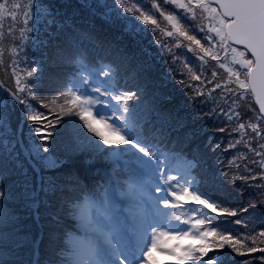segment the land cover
Returning a JSON list of instances; mask_svg holds the SVG:
<instances>
[{"label": "snow or ice", "instance_id": "6c2138e0", "mask_svg": "<svg viewBox=\"0 0 264 264\" xmlns=\"http://www.w3.org/2000/svg\"><path fill=\"white\" fill-rule=\"evenodd\" d=\"M78 2L81 8L88 10L93 16L100 15L118 32V40H125L127 37L125 43L117 49L123 53L126 60L136 55L125 51L131 44L133 48H139V54L151 61L154 54L150 51V44H144V39L149 31L155 35V28L159 27L158 21L152 15L136 7L135 4L130 7L125 6L126 0H112V3H109V0H78ZM29 3L31 4L32 0H29ZM171 3L178 9L184 10L185 14L190 13L193 18L197 15L195 10H201L203 22L199 25V30L204 32L206 43L202 44L195 35L185 31L180 19L172 14L165 16L173 29L167 33V36L172 37L177 34L190 42V51L204 54L200 56L201 60L211 57L217 63L223 59L231 65H239V70L234 67L228 68L229 79L236 85L235 88L229 87L226 82L217 83L209 90V94L223 88L225 98L235 97L231 101L233 104L237 99H243L246 93L255 96L259 111L251 119H255L257 123H240L232 131L243 132L250 129L247 147L259 158L252 163L261 169L258 175L264 180V144H258L260 150L253 147V142L257 138L264 140V127H261V123H264V0H171ZM11 7L18 9L21 6L13 4ZM77 14L78 11L73 12V15ZM9 15L16 20L17 13L11 11L5 0L0 3V18ZM59 15L61 13L42 7L37 0L32 4L31 10L24 13L25 25L31 24L32 27L20 29L23 42L36 45L38 39L36 25L40 20H44L46 30L53 24L56 25L58 32L71 28L76 35H68L66 39L69 45L75 46L79 43L77 37L82 34L72 23L71 16L59 21L57 20ZM149 26L155 27L149 28ZM12 31L13 29H9L10 33ZM155 43L159 45L161 41L156 40ZM191 45H195V48ZM108 51H112L111 44L108 45ZM247 53L251 54V59L247 58ZM33 63L39 64L38 61ZM140 67L146 74L152 68V64L141 63ZM220 67L224 68L225 64L221 63ZM81 69L88 75H79L69 81L71 87L66 92H59L54 94L52 99L45 98L40 101L44 108L50 109V114L52 109L60 107L61 111L56 115L54 122L43 113L34 114L36 109L31 102L40 95L39 82L43 78L41 67H31L21 75L14 65L12 72L15 76V90H8L7 96L0 91V147L7 148L12 145V151L15 152L16 144H13V140L17 133L20 136L17 144L26 141V159L31 160L30 167L37 179V185L33 188L35 195L31 197L28 207L36 210L37 219L40 215L38 211L41 203L40 192L45 195L58 189L67 192V188L61 187L55 176L46 175L47 172L59 170L68 163L69 157L85 153L89 154L84 160L86 165L94 163L97 159L110 165L104 175L100 176L109 187L100 207L95 210L91 204L84 205L80 194L86 191V187H80L79 178L69 182L75 184L76 189L64 201L62 212L63 216L72 217L79 227L68 233V243L59 247L58 251L64 256L59 264H165V261L157 258V254L168 256L175 261V264H225L232 252L239 256L260 253L258 256L246 259L245 264H264V248L258 249L255 246L257 243H264V226L258 232L253 227L243 238L216 231L217 223L229 217L234 218L235 225L247 227L248 221L240 217L246 215L249 208H255L257 203H264V200L219 208L218 205L210 202V196L200 191L199 186L188 179L190 170L198 167L199 162L183 161L180 167L184 171L179 175H170L172 169L166 163L168 157L164 156L157 145L141 131L142 125L136 114L139 90L123 91L110 84L105 87L107 80L114 75L112 69H109L108 73L103 72L102 69L91 71L84 65H81ZM191 71L189 69V72ZM100 75L106 77L104 83L96 79ZM216 75L217 73L213 72V77ZM191 80L200 81L195 87L191 84L187 85L199 96L204 95L200 89L212 83L195 73H192ZM96 84L99 86L93 87ZM60 99H63V105H58ZM71 113L78 115L83 124H73L63 146L64 154L58 155L55 144L49 141L54 140L53 131L55 124L61 123L60 117ZM213 114L223 116L229 122L239 118L231 108L228 112L221 108L219 113ZM14 120L17 126L12 129ZM24 124L28 125L27 133L21 128ZM183 126V123H178L175 127L179 130ZM218 131H227V126L221 127ZM6 133L11 139H5ZM190 139L191 134H188L186 140ZM241 142L237 141V143ZM227 147L233 148L235 145L229 143ZM18 159L19 155H17ZM195 159L194 156L193 160ZM233 163L235 160L229 161V164ZM99 171L98 169L97 172ZM248 171L251 173V168ZM222 174L226 179L228 178L226 171L222 170ZM144 175L151 177L152 187L159 194L155 197V203L162 205L163 209L157 207L156 215L152 219L139 218L136 214H132L133 221L129 223L128 217L118 208L122 203L121 196L143 189V182L129 184L126 191H117V187L123 188L122 177L140 178ZM246 179L255 181L257 175H249ZM91 193L96 195L94 189ZM185 196H190L196 205L203 207L193 208L190 203H182ZM186 207L196 218L191 221L181 220L179 214L170 211ZM100 208H103V211ZM212 213L217 215L213 216ZM57 222L59 223V219ZM182 225L187 230H184ZM166 228L169 230L165 231ZM190 235L199 243L183 244V239ZM209 237L213 239L209 240ZM245 240H250L251 244L245 245ZM173 241L175 243H172ZM245 246L246 253L241 252V247ZM229 248L231 252L228 251ZM52 264L56 262L53 261Z\"/></svg>", "mask_w": 264, "mask_h": 264}, {"label": "rangeland", "instance_id": "374dc122", "mask_svg": "<svg viewBox=\"0 0 264 264\" xmlns=\"http://www.w3.org/2000/svg\"><path fill=\"white\" fill-rule=\"evenodd\" d=\"M36 2L37 0H32L30 4L29 0H26L20 12L23 14L31 10L32 4ZM39 3L42 7H48L53 12L61 13V15L57 16V20L59 21H63L65 17L71 16L72 23L81 34L93 32V41L97 43L96 46L101 54H98V56L100 55L99 57L105 60H103L105 63L102 67L98 69H102L105 73H108L109 69L115 72L104 86L107 87L109 84L115 85L123 91L127 89L128 91L137 92V90H139L137 95L139 103L137 104L136 114L142 127L148 125L149 115L151 116L152 110L161 112L163 111V105H165V108H175L178 112L177 116L179 117L175 118L173 115L171 119L167 116L171 123L170 126L175 132L177 131L175 126L178 123H183L184 126L181 127L182 131L177 133V136H171L168 140L171 142L174 149L167 151L156 144L164 156H168L166 163L172 169L169 173L170 175H179L184 171V169L180 167V164L184 161L182 155L185 151L188 152L190 150L186 157L191 155L192 158H188L190 162L194 156L196 157L195 161L203 162V166L205 165L209 170V179L215 189L203 187L200 179H192L191 173L188 179L196 183L200 191L211 197V203L218 205L219 208H228L237 205H246L249 201L253 200L257 202L263 200L264 195L261 193H264V187H258L264 185V180H261L258 175L261 169L252 163L259 158L255 156V153L249 151L247 147L250 129L244 130L243 132L232 131L236 129L240 123H257L255 119H251L258 110L254 105L250 93H246L243 99H237L235 104L231 102L235 97H224L223 88L216 89L209 94V90L217 83L223 84L226 82L229 87L235 88L236 85L229 79L228 68L234 67L239 70V65H231L230 62L223 59L217 63V61L212 60L211 57H205L204 60H201L200 56L204 54L198 51H190V42L179 37L177 34H174L172 37L167 36V33L173 31V29L165 19V16L172 14L180 19L181 26L185 31H188L190 35H195L197 39L201 40L202 44H205V34L199 30V25L203 22L200 9L195 10L197 15L193 18L190 13L185 14L184 10L178 9L171 3V0H126L125 6L130 7L135 4L136 7L152 15V17L158 21L159 27L155 28V35L152 34V31H149L144 39V44H150V51L154 54L151 61H148L146 57L139 54V48H133L131 44H129L125 51L128 53H136V55H133L131 59H125V61H123L122 57H124V55L117 49L125 43L127 37H125V40H118L117 35H119V33L106 23L100 15H91L88 10L81 8L78 0H39ZM109 3H112V0H109ZM156 5H159V7H156ZM74 11H78V14L73 15ZM161 13H164V15H161ZM82 15L84 16L81 17ZM76 16H78V19L75 18ZM91 17L95 18L96 22L100 23V25L95 28L91 27L92 30L87 26ZM153 27L155 26H149V28ZM47 31H49L50 35H53L52 33H55V35H53V37H48L46 34H43L45 39L44 44L41 45L40 59L33 51L20 55V53L24 51V48L21 47L20 49L19 47H14L11 51V59L9 63H7L9 69L4 76L12 78V84L16 87L15 76L12 72L14 65L21 75H23L24 71L30 70L31 67H41L43 70V78L39 82L40 95L36 100L31 102L36 109L34 114L43 113V115L54 122L56 115L61 111L60 107L57 106L52 109L50 114V109L44 108L40 101L45 98L52 99L54 98V94H58L59 92H66L68 88L71 87V84L69 83V78L64 79L65 83L63 84L60 82V77L57 79V86L54 82H51L46 62L51 60L52 56L56 54V51L60 53V48L68 44L66 43V33L72 32V30L70 28H65L58 32L56 25L53 24ZM73 35L76 34L73 33ZM156 40H160L161 44H156ZM110 44L112 45L111 52L108 51V45ZM191 47L195 48V45H191ZM13 49H15V51H13ZM6 52V50L0 48L1 55ZM246 55L247 58L251 59L248 54ZM59 60L60 63L55 62L57 66L58 64H62L61 62L66 65L69 64L67 56L59 57ZM33 61H38L39 64H35ZM0 62L5 64L3 59ZM149 62L152 64V68L145 74L140 65L141 63ZM221 63L225 64L224 68L220 67ZM189 69L192 71L189 72ZM76 71V77L79 75H88L87 72H83L79 67H77ZM213 72L217 73L216 77H213ZM192 73L201 75L202 78L212 81V83H208L200 89V91H205L207 93L210 104L205 103V108L202 106L199 114L193 117L186 114L188 111L187 105H189L191 98L189 94L191 88L187 85L191 84L195 87L200 84V81L191 80ZM243 78V75H241V79ZM96 79L104 83L106 77L100 75L96 77ZM181 81L184 83H181ZM122 83L125 86H123ZM95 86H99V84L93 85V87ZM127 86L130 88L128 89ZM4 88L5 89L0 86V91L7 96L8 90L10 89L6 88V86ZM180 97H187L185 101L187 105L177 101V98ZM63 103V99L58 101V105H63ZM159 103H162V105L156 106V104ZM208 108L211 109V111H209ZM221 108H223L225 112H228L229 108L233 109L239 118L229 122L225 117L213 114L214 112L219 113ZM208 114H211L208 117L212 119V121H206ZM60 119L61 123L55 124V130L53 131L54 140L49 142L55 144L58 155H63V146L68 139L73 124L78 123L82 125L83 122L80 121L79 116L75 113L64 114ZM16 126L17 122L14 120L11 127L15 129ZM225 126H227V131H218V129ZM261 127H264V123H261ZM21 128L25 133L29 130L27 124L21 125ZM83 131L87 132L86 129H83ZM157 132L162 135L166 133L164 131L163 134L159 129ZM188 134H191L190 140H186ZM147 135L156 137L154 133ZM5 139H11V136L6 133ZM150 140L152 141L151 138ZM18 141H20L19 133L15 135V139L13 140V144H16L15 152L12 151V145H9L7 148L0 147V162L5 165L4 173H0V206L2 205V207H0V226H3L2 218L6 210L8 211V219L19 224V229L17 228L14 230L8 227L10 231L0 233V264H52L53 261L59 264V262L64 259V256L61 255L58 249L61 245L68 243V233H72L75 229L70 224H78L74 222L72 217H65V222H67L66 227L69 229L64 233V238L62 240L60 239L61 236H58V225L54 221L53 216L54 214H60L62 212L65 198L68 197L66 192L60 189L56 192H49L47 195L43 192L39 193V199L41 201L38 209L40 214L39 219L36 217V210L28 207V204L31 202V197L35 195L33 188L37 185V179L30 167L31 164L29 161L31 160L28 161V159H26V141L17 144ZM179 141L181 142L178 144ZM237 141L242 142L237 143ZM229 143H232L235 147L228 148L227 146ZM258 144H264V140H259L257 138V140L253 142V147H257V150H260ZM214 145H219V147H214ZM177 152L180 153L176 154ZM17 155H19L18 160ZM87 156H89L88 153L69 157L68 163L61 168L63 170L49 171L46 175L55 176L61 187H66L67 190L71 191L74 184L66 182V180L75 181V178H73V175H71V178H68L66 169L70 167H89L94 175L97 176L94 182L101 183V187L97 188L98 194H104L103 192H106L109 186L100 179V176L104 175L105 170L109 169L110 165L100 159H97L92 164L86 165L84 160ZM232 160H235V163L229 164V161ZM249 168L252 170L251 173L248 171ZM98 169L100 170L99 174L97 172ZM118 170L119 169H117V171ZM222 170L228 173L227 179L222 174ZM249 175H257V179L255 181L247 180L246 177ZM7 177L8 179L4 180ZM141 178L142 179L127 176L122 177L121 184L123 188L117 187V191H126L131 179L134 184L143 182V189L134 190L131 194L121 196L122 203L119 205L121 206L119 210L128 217L129 223L133 221L132 214H136L139 218L152 219L156 215L155 210L157 207L163 209L162 205H157L155 203V197L159 194L156 193L152 187L151 177L144 175ZM220 183H222V185H220ZM69 196H71V194ZM104 196L105 195L102 197ZM83 201L85 206L91 204L93 210L99 206L98 201ZM182 203H190L193 208L203 207L196 205L195 202L191 200L190 196H185ZM259 205H263V203H257L254 215L248 221L247 227L244 225L234 226L237 230L234 233L236 238L245 237L250 233L253 227H255L257 232L261 230L262 226H260V222L257 220V216L260 215L262 209L258 207ZM252 209L254 208H249L248 212ZM101 211H103V209H101ZM170 211L179 214L181 220L187 219L191 221L196 218H191L193 215L187 207ZM205 211L211 210L205 209ZM212 215L216 216L217 213H212ZM199 218H203V216H199ZM240 218L244 220L242 216ZM227 219L233 221L234 218L229 217ZM173 223H175V221H173ZM218 223L221 225V228L216 225V231L220 234L226 227L230 226L226 219H222ZM182 228H184L183 225ZM164 230L168 231L169 229L166 228ZM184 230H187V228H184ZM150 231L149 229V233ZM189 237L194 239L192 235ZM5 238H8L11 244L14 243L15 240H18V246L11 247L2 240ZM186 238L187 237L182 241L185 245L188 244L184 242ZM208 239L212 240V237ZM172 243H175V241ZM250 244V240H245V245ZM255 246L258 249L264 248V243H257ZM244 249L247 251L246 246ZM259 254L260 253H252L250 254L252 257L247 255L243 256L242 259L233 260V253L226 259L225 264H229V261L230 264H245L246 259H251ZM157 258L165 261V264H175V261L169 259L166 255L157 254Z\"/></svg>", "mask_w": 264, "mask_h": 264}, {"label": "trees", "instance_id": "16d2710c", "mask_svg": "<svg viewBox=\"0 0 264 264\" xmlns=\"http://www.w3.org/2000/svg\"><path fill=\"white\" fill-rule=\"evenodd\" d=\"M25 1L26 0H7V4L9 6V8L11 9V11H15L17 13V18H16V20H13L10 15L4 16L3 18H0V48L7 51L6 53H3L2 55L0 54V61L3 59L5 62V64L0 62V86L3 89H5L4 87L6 86V88H8L10 90H15V87L12 84L13 83L12 78H10L8 76H4L9 69V67L7 66V63H9V61L11 59L12 48L19 47L21 49V47H23L24 51L21 52L20 55H22L23 53H28L30 51H33L34 54L36 56H38L40 59L41 45L44 44V39H45L43 37V34H46L48 37H53V35H50L49 31H47L45 29L44 20H40L36 25V32H37V37H38V39L36 41V45H31V44H27V43L23 42V37L21 35L20 29L23 27H28V28L32 27L31 24L25 25L24 13L22 14L20 12V9H21V7ZM3 2H5V0H0V3H3ZM13 4H18L21 7L18 9L12 8L11 6ZM83 16L84 15H82L81 17H83ZM75 18L78 19V16H76ZM99 25H100V23L96 22L95 18H93V17H91L90 21L87 23V26L91 30H92V28H95ZM9 29H13V31L10 33ZM86 33H83L80 37H77L79 43H77L75 46L69 45V43L67 41L66 43H68V44H66L63 48H60V53H58L56 51V54H54L52 56L51 60H48L46 62V67L48 68V71H49V73H48L49 78H50L51 82H54L56 84V86H57L58 77H60V82H62L63 84L65 83L64 79L69 78L70 81H72L76 77L77 67L81 68V65H84L85 67L87 66V68L91 71H95L96 69L101 68L102 65L105 63L104 62L105 60L103 59L104 60L103 61L99 57L101 54H100V52L96 46L97 43L93 41V38H92L93 32H86ZM68 35H73V32H67L66 37ZM41 41H43V43H41ZM98 54H100V55L98 56ZM62 56H67V59L69 62V64H67L68 66L66 64H64L63 62H61L62 64H58V66L56 65V63H58V62L60 63L59 57L61 58ZM122 60L125 61V58L122 57ZM77 61H78V63H77ZM60 73H61V75H60ZM153 79H156V78H153ZM117 81H119V80H117ZM125 91H128V90L126 89ZM203 93H204L203 96H199V95H196L192 91V89H190L189 94H190L191 98H190L189 105H187L185 103V101L187 100V97L177 98V101L181 104L187 105L188 111L186 114L193 117L194 115L199 114L202 106H203V108H205V106H204L205 103L210 104V102L208 101L207 93L205 91ZM250 95H251V93H250ZM251 98H252V95H251ZM252 100H253V98H252ZM157 105H162V103L156 104V106ZM254 105H255V103H254ZM164 106L165 105H163V108H162L163 111H161V112L156 111V110H152L151 116L148 113V115H149L148 125L141 127V131L143 132V134L146 137H148L149 139L151 138L154 144H158L160 146V148H163L167 151H171L174 149V147L172 146L171 142H169L168 140L171 136L172 137L177 136V133H180L182 131L181 130L182 128H180L176 132L173 131V128H171V126H170V124H171L170 120H169V118H167V116H169L171 119L173 118V115L175 118L179 117V116H177L178 112L175 110L174 107L165 108ZM255 107H256V105H255ZM208 110L211 111V109H209V108H208ZM257 110H258V108H257ZM210 115L211 114H208L206 117V121H208V122L212 121V119H210L208 117ZM158 129L161 130V132L163 134H164V131L166 133L164 135L159 134L157 132ZM152 133H154L156 137H150L147 135V134H152ZM180 142L181 141H179L178 144ZM189 152H190V150L188 152L185 151L183 153L182 156H183L184 161H189L188 158L191 157V155L186 157ZM179 153L180 152H177L176 154H179ZM191 163H197V161L192 159ZM73 165H76V164H73ZM4 170H5V165H3L2 162H0V173H2V172L4 173ZM61 170H63V169H61ZM66 170H67L66 173H67L68 178H71V175H73V178H75V179L79 178L80 187H86V191L84 193H88L89 196H91L92 198L93 197L95 198V195H92L91 190H93V189L95 190V188H94L95 182L94 181H95L97 176L94 175V173L91 171V169L89 167H82V168L81 167H70ZM190 173L193 177L192 178L193 180H196V179L201 180L203 187H205L207 189H209V187L214 188L212 182L209 179V175H210L209 170L205 167V165L203 166V162H199L198 167L190 170ZM98 174H99V172H98ZM4 176H5V174H4ZM6 179H8V177L5 178L4 180H6ZM66 182H70V181L66 180ZM220 185H222V183H220ZM99 187H101V186L99 185ZM73 188H76L75 184L72 187V189ZM72 189H71V191H72ZM71 191L67 190L66 194L68 195V197L70 194L72 195ZM84 193L80 194L81 199L85 200V201H89L88 197L84 196ZM95 193L98 194V192L96 190H95ZM67 198H65V200ZM263 200H264V198H263ZM0 207H2V205ZM258 207H260L262 209L260 211V215L257 216V220L260 222V226H264V203H263V205H259ZM254 212H255V208L252 209L250 212H248L246 215H242V218L245 221H249L253 217ZM53 217H54V221L58 225V228H66V230L68 231L69 228L66 227L67 222H65V216H63L62 212L60 214H54ZM191 218H193V216ZM58 219H59V223L57 222ZM226 220L230 226L226 227L221 234H231L234 236V233L237 231L234 226H237V225H235L233 223V221H231V220H228V219H226ZM2 223H3V226H0V233L5 232V231H10L8 229V227L11 229H14V230H16L17 228L19 229L18 223H15L13 220L8 219V211L7 210H6L5 215L2 218ZM70 225H72V227L75 228L73 226V224H70ZM217 225L219 228H221V225L219 223H217ZM64 233H65V231H62V234L60 237L61 240L64 238ZM7 236H9V235H7ZM2 240L5 243H7L8 245H10L11 247L18 246V240H15V242H17V243L14 242L12 244L9 242L8 238L2 239ZM184 242L187 244L188 238H186ZM189 242L190 243H196V244L199 243V241H197V240H189ZM221 251H224V250H221ZM228 251L231 252V249L229 248ZM241 252L246 253L244 247H241ZM233 253H234L233 260H238V259L243 258V256H239L235 252H232L231 254H233ZM248 255H250V254H248ZM250 257H252V255H250ZM40 259H41V255H40ZM228 263L230 264V261Z\"/></svg>", "mask_w": 264, "mask_h": 264}, {"label": "bare ground", "instance_id": "6f19581e", "mask_svg": "<svg viewBox=\"0 0 264 264\" xmlns=\"http://www.w3.org/2000/svg\"><path fill=\"white\" fill-rule=\"evenodd\" d=\"M123 84V83H122ZM123 86H125L124 84H123ZM128 87V86H127ZM131 87L134 89V87L131 85ZM130 87H128V89H129ZM141 111V110H140ZM75 189L76 188H73L72 189V193L75 191ZM103 195H105V193L104 194H100L99 196H98V200H99V205H101V203H102V201H103V199H104V197H102ZM84 196L85 197H88L89 199H91L92 200V197L91 196H88L86 193H84ZM120 205V204H119ZM118 205V208H120L121 206H119ZM103 209V208H102ZM62 231H65L66 232V228H58V236H61V234H62Z\"/></svg>", "mask_w": 264, "mask_h": 264}, {"label": "water", "instance_id": "95a60500", "mask_svg": "<svg viewBox=\"0 0 264 264\" xmlns=\"http://www.w3.org/2000/svg\"><path fill=\"white\" fill-rule=\"evenodd\" d=\"M241 48H242V46H240ZM249 54V56L251 57V54L250 53H248ZM252 58V57H251ZM252 95V94H251ZM252 98H253V101H254V103H255V105H256V107L258 108V110H259V105H258V103L256 102V98H255V96L254 95H252ZM32 163V162H31Z\"/></svg>", "mask_w": 264, "mask_h": 264}]
</instances>
